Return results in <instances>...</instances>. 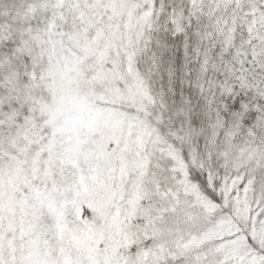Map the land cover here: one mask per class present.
<instances>
[{"label": "snow or ice", "instance_id": "snow-or-ice-1", "mask_svg": "<svg viewBox=\"0 0 264 264\" xmlns=\"http://www.w3.org/2000/svg\"><path fill=\"white\" fill-rule=\"evenodd\" d=\"M0 264H264V0H0Z\"/></svg>", "mask_w": 264, "mask_h": 264}]
</instances>
